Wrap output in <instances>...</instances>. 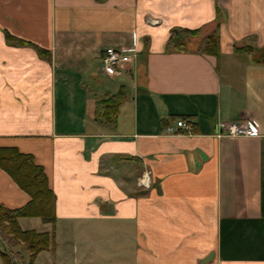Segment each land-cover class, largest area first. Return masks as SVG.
<instances>
[{
	"label": "crops",
	"instance_id": "obj_1",
	"mask_svg": "<svg viewBox=\"0 0 264 264\" xmlns=\"http://www.w3.org/2000/svg\"><path fill=\"white\" fill-rule=\"evenodd\" d=\"M218 24V56L167 50L173 29L200 30L198 44ZM111 47H137L135 78L102 73ZM119 93L116 119H96ZM179 120L193 133L168 134ZM242 121L260 136L217 137ZM6 148L33 156L56 196L55 247L34 264H264V0H0ZM30 201L0 167V205Z\"/></svg>",
	"mask_w": 264,
	"mask_h": 264
},
{
	"label": "trees",
	"instance_id": "obj_2",
	"mask_svg": "<svg viewBox=\"0 0 264 264\" xmlns=\"http://www.w3.org/2000/svg\"><path fill=\"white\" fill-rule=\"evenodd\" d=\"M200 30L173 29L167 43V50L177 52H198L210 56H218L220 53V25L216 30L204 38L198 44L192 40L199 37ZM7 42L12 45H23L21 42L6 34ZM30 45V44H28ZM34 47L39 56L51 61L50 52ZM124 93L109 96L96 104V119L106 122L114 121L121 106ZM0 167L6 171L21 189L27 192L31 201L26 206L10 210L0 205V241L4 243L6 250L0 249V256L5 264H13L22 256V252L29 254V264H34L37 256L44 251L55 247L56 196L49 187V180L43 167L35 163L31 155L22 154L15 148L0 149ZM24 218H39L45 224L51 225V232L39 233L36 230H23L19 220ZM21 246V250L15 252V248Z\"/></svg>",
	"mask_w": 264,
	"mask_h": 264
},
{
	"label": "built area",
	"instance_id": "obj_3",
	"mask_svg": "<svg viewBox=\"0 0 264 264\" xmlns=\"http://www.w3.org/2000/svg\"><path fill=\"white\" fill-rule=\"evenodd\" d=\"M139 59L137 47H129L127 49L107 48L101 62L102 73L110 79L125 76L136 77V69ZM193 124L188 120L177 121L176 127L168 126V134H187L193 133ZM217 137H258L260 131L258 127L251 121L242 122H220L217 126ZM149 184V175L144 174L140 180L142 187Z\"/></svg>",
	"mask_w": 264,
	"mask_h": 264
},
{
	"label": "rangeland",
	"instance_id": "obj_4",
	"mask_svg": "<svg viewBox=\"0 0 264 264\" xmlns=\"http://www.w3.org/2000/svg\"><path fill=\"white\" fill-rule=\"evenodd\" d=\"M0 242H2V241H0ZM5 248H6V247L4 246V243L2 242V244H0V249H2V250H6ZM20 249H21V246L15 248L16 251H18V250H20ZM0 264H5V263L2 261L1 257H0ZM26 264H29V261H28Z\"/></svg>",
	"mask_w": 264,
	"mask_h": 264
}]
</instances>
